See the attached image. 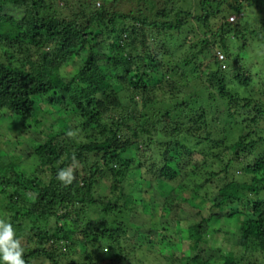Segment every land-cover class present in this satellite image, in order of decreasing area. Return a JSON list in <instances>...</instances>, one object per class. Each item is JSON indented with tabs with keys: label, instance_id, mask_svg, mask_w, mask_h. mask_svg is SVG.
Segmentation results:
<instances>
[{
	"label": "trees",
	"instance_id": "trees-1",
	"mask_svg": "<svg viewBox=\"0 0 264 264\" xmlns=\"http://www.w3.org/2000/svg\"><path fill=\"white\" fill-rule=\"evenodd\" d=\"M122 1L0 0V122L12 118L35 161L24 167L0 153V218L13 224L25 264H144L134 261L129 231L140 227L128 218L148 213L150 232L168 233L159 219L180 186L215 213L186 227V251L166 262L252 264L264 257V98L248 96L249 77L223 69L238 42L246 53L250 42L264 46V0H195V13L164 0L154 18L153 0L126 11ZM224 6L241 19L211 31ZM227 123L238 133L230 144ZM153 142L158 154L142 159L139 147ZM195 153L201 163L182 177L180 161ZM68 168L64 185L56 174ZM227 211L237 255L207 259L203 227Z\"/></svg>",
	"mask_w": 264,
	"mask_h": 264
},
{
	"label": "rangeland",
	"instance_id": "rangeland-1",
	"mask_svg": "<svg viewBox=\"0 0 264 264\" xmlns=\"http://www.w3.org/2000/svg\"><path fill=\"white\" fill-rule=\"evenodd\" d=\"M161 1L163 2L164 0H153L154 10L152 11V18H154L155 12L158 11V8H162ZM194 1L195 0H171V4L169 2L168 3L169 5H173L176 8L182 7L186 11H194L195 13L197 4ZM121 3L118 4L117 8L123 11L130 9L132 10L136 5L134 0H123ZM168 3L167 6H169ZM222 10L223 14L221 17L216 18L210 23L211 31L217 32L220 30L222 24L226 22L235 24L241 19V16L231 14L229 12V8H226L225 6ZM174 12L170 10L169 13H171V18H174ZM231 19L233 20L231 21ZM249 45L250 46L246 53L245 50H242V44L238 42L235 51L232 53V58L230 59L231 68H227V70L223 69V71H226V76L228 79H232L238 74L243 75L245 78L249 77L250 82L247 90L250 93L248 96L251 98L261 99L264 98V46H257V44L254 42H250ZM237 55H240V58L245 59L244 62L235 64L234 60L237 58ZM207 62L208 61H206V63ZM81 63L82 62L76 59L67 65L63 70L64 74H66L64 79L66 80L72 76L75 72V69L81 66ZM153 76L154 77L152 79L155 81L159 80V75L154 74ZM237 91H240L241 94H245L241 88ZM213 94L218 99L216 93L213 92ZM136 99L139 102V98L136 97ZM217 102L218 101L216 99L211 101V106L216 107ZM47 111L49 110L47 109ZM48 116L46 117L48 120L47 124L61 123L62 121L58 117L49 118ZM76 123L77 122L75 120H71L69 122L71 126H75ZM230 124L231 123H227L228 128L226 130V136L228 137L227 143L229 144L235 142L238 138L237 130L235 127H232V125L230 126ZM18 137V128L13 123L12 118H10L9 115H6L0 122V153H2V155L7 154L11 157H14L17 163L21 162V165L24 167H26V165H33L35 163L34 159L31 157L27 158V155L30 152V139L24 138V142L19 144ZM148 144L149 143L141 144L139 147L141 149L140 153L142 155L140 157L142 159H150V157L155 158L156 154H158L155 143L153 142L152 144ZM145 149H150V153H145L143 155V153L147 151ZM200 160V157L197 156L196 153L191 156L190 164H188L186 159H182L179 164L182 177L191 171L193 164L197 162L201 163ZM133 171L134 167L132 168V173ZM235 174L236 176H240L239 171H236ZM133 175L130 176V178L133 177V180L131 181L135 189H140L141 184L139 178H135ZM180 188V186H174L173 190L171 191V194L174 196H180V199L176 204L168 205L172 211L171 214L169 216L162 217L161 220L159 219L158 224H160V228H162V226L168 227V230H170L168 233L165 232V234L162 230L157 231V233L153 231L150 232V227L152 224H154L156 219L153 220V218L150 217L148 213H132L128 218L131 223L140 227L139 232L136 235L133 230L129 231V237L131 241L130 246L136 249V254L134 256L135 262L140 261L141 263L144 262V264H168L165 260V257H170L171 255L177 259L182 257L183 252L186 251L187 246L189 245V242L186 240V231L184 229L188 226L200 223L202 220L201 218H207L210 214L215 213V211H211L210 203L206 204L200 201V198H192L191 193L189 192L190 190H184L182 192ZM151 195L154 197L156 204H158L160 207L164 205L162 190H153ZM229 213L227 211L226 214L221 215L216 224H212L210 227L204 225L203 227L202 232L205 235L204 237L207 244L202 248L205 250L203 255L207 259L219 260L220 255L226 256L228 253H234V255H237L238 249L235 247V245L238 244V240L232 238L229 235V231L233 232V230L236 228V224L233 220L226 218ZM178 221H183L180 226L178 225ZM178 232H181L182 234L180 233L178 235ZM168 240L169 245H167ZM128 250L130 251V249L127 247V251ZM251 261L252 264H264V257L257 255L252 258ZM180 264L187 263L182 262Z\"/></svg>",
	"mask_w": 264,
	"mask_h": 264
},
{
	"label": "clouds",
	"instance_id": "clouds-1",
	"mask_svg": "<svg viewBox=\"0 0 264 264\" xmlns=\"http://www.w3.org/2000/svg\"><path fill=\"white\" fill-rule=\"evenodd\" d=\"M72 136V132L67 133ZM56 179L64 185H69L73 180L71 168L61 169L56 174ZM0 264H25L24 247L12 223L0 218Z\"/></svg>",
	"mask_w": 264,
	"mask_h": 264
},
{
	"label": "built area",
	"instance_id": "built-area-1",
	"mask_svg": "<svg viewBox=\"0 0 264 264\" xmlns=\"http://www.w3.org/2000/svg\"><path fill=\"white\" fill-rule=\"evenodd\" d=\"M233 19H231V21H232ZM218 57H219V59H223V56L222 55H218Z\"/></svg>",
	"mask_w": 264,
	"mask_h": 264
}]
</instances>
